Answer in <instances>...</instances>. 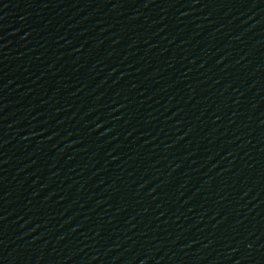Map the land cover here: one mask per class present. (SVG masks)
<instances>
[{
	"label": "water",
	"instance_id": "95a60500",
	"mask_svg": "<svg viewBox=\"0 0 264 264\" xmlns=\"http://www.w3.org/2000/svg\"><path fill=\"white\" fill-rule=\"evenodd\" d=\"M0 264H264V0H0Z\"/></svg>",
	"mask_w": 264,
	"mask_h": 264
}]
</instances>
